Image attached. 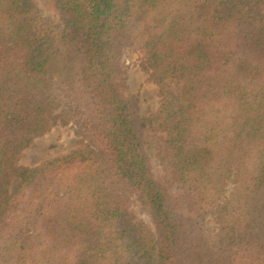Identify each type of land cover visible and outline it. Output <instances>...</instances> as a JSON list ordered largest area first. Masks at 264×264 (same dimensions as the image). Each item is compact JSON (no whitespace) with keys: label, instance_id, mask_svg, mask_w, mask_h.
I'll return each mask as SVG.
<instances>
[{"label":"trees","instance_id":"16d2710c","mask_svg":"<svg viewBox=\"0 0 264 264\" xmlns=\"http://www.w3.org/2000/svg\"><path fill=\"white\" fill-rule=\"evenodd\" d=\"M45 2L57 36L36 0H0V264H264V0ZM130 52L163 100L147 120ZM57 123L80 146L22 165Z\"/></svg>","mask_w":264,"mask_h":264},{"label":"rangeland","instance_id":"374dc122","mask_svg":"<svg viewBox=\"0 0 264 264\" xmlns=\"http://www.w3.org/2000/svg\"><path fill=\"white\" fill-rule=\"evenodd\" d=\"M38 7V30L42 33L57 36L61 26L56 19L53 11L48 7L45 0H36ZM127 62V79L129 94L134 96L140 106V115L147 120L151 114H156L162 107V97L160 89L154 78V73L134 52L126 55ZM169 91L173 96L177 94L178 86L176 83L169 81ZM163 121L161 118L154 123V128L160 129L157 132L150 130L146 124V140L147 149L152 159L153 170L155 176L163 182L173 193L179 190V186L175 184L170 176L171 161L164 160L161 156L160 146L163 145L167 136L166 131L162 129ZM79 138L77 129L73 124L62 125L57 123L50 133L46 136L37 138L33 144L24 151L21 164L27 167H34L41 162L69 153L79 147ZM233 186L230 187V191ZM230 192H228L229 194ZM139 217L151 226V219L147 212L137 209ZM208 225V234H212L215 230L214 224Z\"/></svg>","mask_w":264,"mask_h":264}]
</instances>
